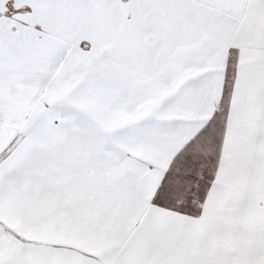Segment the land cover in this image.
Listing matches in <instances>:
<instances>
[{
  "label": "snow or ice",
  "instance_id": "obj_1",
  "mask_svg": "<svg viewBox=\"0 0 264 264\" xmlns=\"http://www.w3.org/2000/svg\"><path fill=\"white\" fill-rule=\"evenodd\" d=\"M0 264H264V0H0Z\"/></svg>",
  "mask_w": 264,
  "mask_h": 264
}]
</instances>
